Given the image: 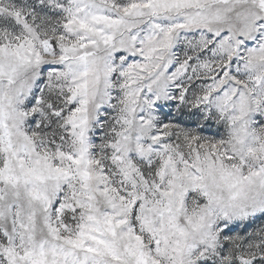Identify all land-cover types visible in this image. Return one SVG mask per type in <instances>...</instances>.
<instances>
[{"label":"snow or ice","instance_id":"snow-or-ice-1","mask_svg":"<svg viewBox=\"0 0 264 264\" xmlns=\"http://www.w3.org/2000/svg\"><path fill=\"white\" fill-rule=\"evenodd\" d=\"M0 264H264V0H0Z\"/></svg>","mask_w":264,"mask_h":264}]
</instances>
